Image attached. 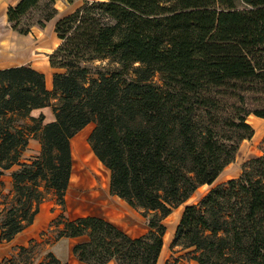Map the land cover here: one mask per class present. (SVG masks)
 Here are the masks:
<instances>
[{
	"label": "trees",
	"instance_id": "trees-1",
	"mask_svg": "<svg viewBox=\"0 0 264 264\" xmlns=\"http://www.w3.org/2000/svg\"><path fill=\"white\" fill-rule=\"evenodd\" d=\"M55 2L8 6L10 29L26 35L43 26L56 16ZM54 32L61 43L49 64L63 72L53 74L51 90L30 66L0 69V240L29 226L51 196L60 213L47 233L52 242L86 236L72 248L78 261L156 264L163 220L233 162L254 134L247 117L264 119V67L251 61L256 35L264 36V0H85ZM48 106L54 121L30 116ZM90 122L87 142L110 173V195L145 219L138 237L98 216L64 215L70 141ZM36 134L39 154L23 159ZM50 243L20 247V262ZM174 247L197 264H264V147L236 178L183 208ZM45 259L61 264L50 252Z\"/></svg>",
	"mask_w": 264,
	"mask_h": 264
},
{
	"label": "crops",
	"instance_id": "crops-1",
	"mask_svg": "<svg viewBox=\"0 0 264 264\" xmlns=\"http://www.w3.org/2000/svg\"><path fill=\"white\" fill-rule=\"evenodd\" d=\"M18 1L19 0H0V27L2 26L8 32V38H0V69L19 65L30 66L31 68L44 75L45 86L48 90H51L53 74L57 72H63V69L53 68L49 64L50 54L61 43L54 32V24L59 18L72 13L75 9L80 7L85 0H73V2L70 4L66 3L65 0H56V16L51 20L45 22L43 26L32 27L30 33L26 35H21L12 31L7 22V7L16 5ZM40 114L44 116V121L46 123L54 121V114L49 106L34 109L30 112V116L35 118ZM259 119L262 121L264 120L261 118ZM263 129L264 127L262 128V130ZM70 146L72 162L73 154L75 155V152L81 154V157L88 151V147L84 142V135L74 136L70 141ZM227 166L222 170L215 182L219 180L220 176L223 174ZM238 175L239 173H236L235 175H224V179L221 180L220 183L232 178H236ZM74 176L75 175L73 174V171H71L70 182L65 193L66 210L64 212V215L67 218L73 219L78 216H98L114 224L130 237H138L147 232L148 228L146 224H141L139 222L140 216L136 213L137 210L131 208L124 200L111 195V199L108 201L106 196H103L102 198L97 197V193L93 190L89 191V193H84L81 191L82 188H78L81 185L77 181V176ZM114 198H117V200ZM186 202L173 209V211L163 220L164 225L166 219L169 217L171 219V217L174 216V219L176 218V222L179 220L183 208L186 205H190ZM118 211H120L121 213L123 211L129 213V215L132 217V220L134 219L137 225L135 227H122L116 221V217H114L116 213L118 214ZM59 213L60 209L55 204L54 199H52L51 196L40 203L39 210L35 215L33 222L29 226L24 228L21 232L17 233L9 242L0 240V264H4V261L11 258L12 256H18L20 247H27L29 243L33 241L47 240H50L51 242L46 246L47 252H50L61 264H86L78 261L72 253L73 246L86 241V236L60 238L52 242V233H46L51 228L50 224L52 220H54L59 215ZM170 241V239L165 241L163 237L162 250L156 264H165L169 259V255H171L172 250H176L177 247H174L172 249L170 248ZM107 264L116 263L114 261H109ZM178 264L197 263L189 259L188 262L187 260H180Z\"/></svg>",
	"mask_w": 264,
	"mask_h": 264
},
{
	"label": "rangeland",
	"instance_id": "rangeland-1",
	"mask_svg": "<svg viewBox=\"0 0 264 264\" xmlns=\"http://www.w3.org/2000/svg\"><path fill=\"white\" fill-rule=\"evenodd\" d=\"M36 19V17H34ZM33 20H30L29 23H31ZM8 32L1 26L0 27V38H8ZM29 54V53H28ZM28 57V56H27ZM252 64L255 68L264 67V36L261 34L256 35V49L255 53L251 57ZM155 81H158L157 78H155ZM51 108V107H50ZM39 115L36 117L38 118ZM247 123L251 125V127L254 130L253 136L249 140H244L235 155V158L233 162H231L223 174L220 176L219 180L215 182L212 186L217 185L220 183L221 180H223L224 175H235L236 173L241 172V167L243 163H245L247 160L260 156L262 154V149L264 147V144L262 143L263 137H264V120H260L254 115H250L246 119ZM262 121V122H261ZM22 123L30 124V121L28 119H24L21 121ZM44 116L42 120V125L45 124ZM95 127V124L93 122H90L88 125H86L82 130H80L75 136L77 135H84V142L86 143L88 147V151L84 153L81 157L78 152H75V155L73 154V162L71 171H73V174L77 176V181L81 186L78 188H82V192L89 193V191H94L97 193V197L102 198L103 196L107 197V200L109 201L111 198V195L109 193V177L110 173L109 171L97 160V158L94 156L93 152L91 151V148L87 142V138L90 134V132ZM262 130V132H261ZM36 138H32L29 140L28 146L26 150L22 154L23 159H32L33 157L37 156L40 152V141H39V134H36ZM2 180L4 182V191H8L11 187V178L9 177L8 172L2 177ZM222 183V182H221ZM84 184V185H83ZM212 186L203 185L199 187L193 195L189 198V200L186 202L187 204H195L199 201V199L204 195ZM52 199H54L52 197ZM117 200V198H114ZM55 202V199H54ZM66 208V203H65ZM66 210V209H65ZM111 213V212H110ZM136 213L140 216L139 222L141 224H145V219L141 217V214L139 211H136ZM116 221L123 227H132L136 226L137 223L132 220V217L129 215V213L123 211L122 213L118 211V214L116 213L115 216ZM67 218V217H66ZM69 219V218H68ZM176 219V218H175ZM174 216L167 218L165 221V227L166 232L164 235L165 241L171 240L175 231V227L177 225V222L175 221ZM47 233V232H46ZM51 234V233H48ZM47 234V235H48ZM51 237L53 235L51 234ZM50 238V237H49ZM46 246L44 247H35L32 251V255L29 259V264H45V254L47 252ZM189 250H182L180 247H177L176 250H172L171 255H169V259L166 261L165 264H178L180 260H187L189 261ZM15 263L19 264H25L23 259H21L19 255L16 257H11ZM9 258V259H11ZM7 260V259H6ZM5 264V263H4Z\"/></svg>",
	"mask_w": 264,
	"mask_h": 264
},
{
	"label": "bare ground",
	"instance_id": "bare-ground-1",
	"mask_svg": "<svg viewBox=\"0 0 264 264\" xmlns=\"http://www.w3.org/2000/svg\"><path fill=\"white\" fill-rule=\"evenodd\" d=\"M72 177H73V176H72ZM72 177H71V178H72ZM74 177H76V175H75Z\"/></svg>",
	"mask_w": 264,
	"mask_h": 264
}]
</instances>
